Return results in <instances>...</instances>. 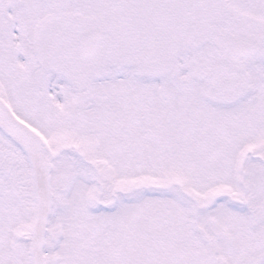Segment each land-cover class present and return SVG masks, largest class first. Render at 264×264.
Segmentation results:
<instances>
[{"label": "snow or ice", "instance_id": "obj_1", "mask_svg": "<svg viewBox=\"0 0 264 264\" xmlns=\"http://www.w3.org/2000/svg\"><path fill=\"white\" fill-rule=\"evenodd\" d=\"M0 264H264V0H0Z\"/></svg>", "mask_w": 264, "mask_h": 264}]
</instances>
